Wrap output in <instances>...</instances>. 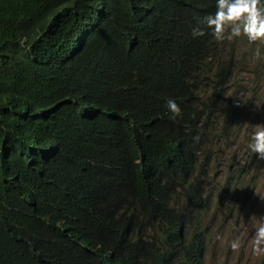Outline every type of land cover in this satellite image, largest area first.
I'll list each match as a JSON object with an SVG mask.
<instances>
[{"label": "trees", "instance_id": "trees-1", "mask_svg": "<svg viewBox=\"0 0 264 264\" xmlns=\"http://www.w3.org/2000/svg\"><path fill=\"white\" fill-rule=\"evenodd\" d=\"M215 11L216 0H0V264H59L65 246L201 264L207 215L229 192H206V161L242 125L223 87L207 89L222 40L202 21Z\"/></svg>", "mask_w": 264, "mask_h": 264}, {"label": "rangeland", "instance_id": "rangeland-1", "mask_svg": "<svg viewBox=\"0 0 264 264\" xmlns=\"http://www.w3.org/2000/svg\"><path fill=\"white\" fill-rule=\"evenodd\" d=\"M212 54L214 59L211 78L223 66L228 67L231 77L222 84L226 94L234 93L238 100L236 106L239 108L242 125L235 130L233 138L225 141L231 143L220 141L211 159L206 161L208 175H213L214 182H211L213 186L205 190L210 194L215 185L219 186V182L224 186L228 177V182H234L235 175L243 169L245 163L247 174L239 186H234V193L228 195L225 206L216 197L217 207L207 215V222L214 229L209 235L207 246H210V252L206 264H264V253L254 255L252 251L255 230L259 219L264 221V214L260 217L257 215L256 218L252 214L254 212L250 211L252 207L256 212L264 211L261 207L264 201V160L258 159V155L248 148L252 131L264 124V41L249 42L244 35L231 40L224 39L216 43ZM219 84L220 82L211 79L207 82V89H213ZM250 189L257 196L256 203L254 206L250 204L243 207L240 204ZM229 209L235 210L229 214ZM106 241L107 236L102 234V244L107 243ZM233 242L244 246V249H233Z\"/></svg>", "mask_w": 264, "mask_h": 264}, {"label": "clouds", "instance_id": "clouds-1", "mask_svg": "<svg viewBox=\"0 0 264 264\" xmlns=\"http://www.w3.org/2000/svg\"><path fill=\"white\" fill-rule=\"evenodd\" d=\"M202 23L210 30L211 35L217 41L224 39L231 40L234 37H240L241 35L246 36L249 42H255L258 40L264 41V0H216L215 13L205 16ZM204 34L203 29L200 27H196L192 30L193 37L203 36ZM257 54H259V49H257ZM229 77L231 76L228 73V70H226L224 76L220 79L213 78V80L220 82L219 85L223 87L225 93V87L222 83H226ZM152 92L157 95L154 91ZM226 97L227 99H231L233 108H238L236 106L238 100L235 98L234 93L230 95L226 94ZM165 107L173 116H179L181 113V108L175 99H168ZM248 148L258 155V159L264 160V124L254 128L250 135ZM246 165L247 164L245 163L243 168H245ZM237 173H240V171ZM245 173L247 174V170ZM244 176L242 177L239 174H236L234 182L232 180L228 182V177L226 184H229V192L225 200H227L229 194L234 193V186H239ZM249 193H251V195L247 197ZM246 197L244 198L243 203L239 204L243 207H247L250 204L254 206V203H256L255 197L257 196L254 194L253 189L248 190ZM261 207L264 210V201H262ZM234 210L235 209H229V214H232ZM250 211L254 212L252 214L256 216V218L257 215L260 217L264 214V211L256 212L254 207H252ZM206 226L211 231L214 229L209 222L206 223ZM209 235L210 233L207 235L206 246H198V255L201 264H206L209 256L210 246H207ZM231 246L233 249H244V246H238L237 242H233ZM101 251H105V255L102 254ZM252 251L254 255L264 253V221H261V218L259 219V224L256 227L254 238L252 240ZM5 261L7 264H24L23 262L9 260L6 255ZM59 264L136 263L132 260L130 251L126 246H65Z\"/></svg>", "mask_w": 264, "mask_h": 264}, {"label": "bare ground", "instance_id": "bare-ground-1", "mask_svg": "<svg viewBox=\"0 0 264 264\" xmlns=\"http://www.w3.org/2000/svg\"><path fill=\"white\" fill-rule=\"evenodd\" d=\"M101 1H103V0H101ZM95 25H96V24H95ZM88 38H89V37H85L84 39L87 40Z\"/></svg>", "mask_w": 264, "mask_h": 264}]
</instances>
